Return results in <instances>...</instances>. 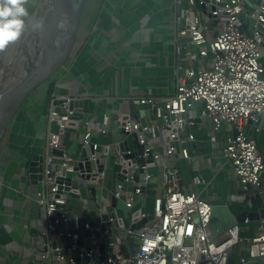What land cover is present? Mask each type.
Returning <instances> with one entry per match:
<instances>
[{
	"label": "built area",
	"instance_id": "2783aa9c",
	"mask_svg": "<svg viewBox=\"0 0 264 264\" xmlns=\"http://www.w3.org/2000/svg\"><path fill=\"white\" fill-rule=\"evenodd\" d=\"M203 6L208 8L205 13ZM175 8L173 93L163 98L130 97L129 104L141 107L144 115L126 111L114 116L126 137L116 147L104 142L112 131L113 112L103 111L98 122L85 117V109L83 118L74 117L73 101H96L97 96L71 94L60 88L49 95V133L40 152L43 163L38 191L45 224L37 235L44 237L47 250L39 251L31 245L32 201L24 168L16 174L20 185L10 197L8 193L4 197L9 217L26 220L20 243L29 252L31 264H91L94 251L101 254L99 249L92 248V242L85 244L89 249L81 263L71 257L79 238V218L89 221L94 212L97 216L108 214L113 198L117 205L113 207L115 217L109 218V222L117 240L109 243L110 254L107 250L102 253L105 260L101 264H232L234 256L239 264H264V215L261 226L255 228L257 233L251 237L242 233L249 229V218L245 227L236 221L223 229L214 226L215 206L190 184H184L186 172L177 167L182 161L190 163L194 159L187 144V139H193H184L181 134L188 128V118L201 117L203 122L198 126L207 129L215 151L231 168L240 190L234 199L244 206V211H251L255 207L252 199L264 192V159L252 134L264 129L260 125L264 116V0H175ZM244 19L253 22L245 27ZM196 103L202 105L201 111L194 107ZM234 129L235 136L225 146L222 136ZM217 131L224 134L217 135ZM67 139L75 141L76 157L68 154ZM129 139L134 149L130 148ZM135 140L141 150L136 148ZM83 152L85 158H81ZM133 155L136 157L130 158ZM13 157L14 154L7 153L4 163ZM131 167L138 171L137 180L129 173ZM151 168L153 173L149 172ZM120 174L124 178H119ZM3 179L0 176V194ZM128 184L132 185V192L126 189ZM191 184L207 183L198 174ZM81 188L86 190L85 195ZM149 191L156 193L151 211L145 204ZM20 193L25 194L26 200L17 207L15 196ZM73 197L80 201L81 208ZM120 203L123 208H119ZM18 208L20 214L14 212ZM148 216L152 219L138 231H130L132 224ZM89 229L92 230L91 225L86 223V230ZM64 234L71 236L72 247L53 249L52 241L60 240ZM129 234L136 237L138 247L134 255L125 259L121 245H128ZM102 237L107 238V232ZM90 238L97 236L91 234Z\"/></svg>",
	"mask_w": 264,
	"mask_h": 264
},
{
	"label": "crops",
	"instance_id": "0c3cea01",
	"mask_svg": "<svg viewBox=\"0 0 264 264\" xmlns=\"http://www.w3.org/2000/svg\"><path fill=\"white\" fill-rule=\"evenodd\" d=\"M87 5L81 35L79 34L77 54L69 60L66 69L62 68L58 77H55L58 89L63 92L88 93L98 97L96 101L85 102V112L87 104L90 107L85 114L88 119L93 118L98 122L103 111L113 112L112 131L104 142L116 147V144L123 142L126 137L118 129L114 116L126 111L144 115L141 107L129 104L130 97L152 95L163 98L173 93L176 78L173 42L176 27L175 0H93ZM46 97L44 112L38 119L37 128L30 122L28 116L21 114L10 129L9 148L12 150L5 152L0 149V156L3 153L5 157L7 153L10 156L14 154L12 161L8 159L9 164L4 163L5 159L0 163V171L5 170L0 172L4 180L13 161L19 159L17 161L20 164L25 163L36 153L42 152L45 147L49 133L47 122L49 95ZM30 106L32 108V105ZM260 125L264 127V116ZM189 130L193 132L188 138L193 140L187 139V144L194 159L190 163L187 161L180 163L182 170L186 172L183 176L184 184H190L196 193L201 194L215 206L214 226L226 228L233 222H238V214L244 211V206L234 199L240 193L236 178L229 165L218 155L209 141L207 129L201 126ZM198 130L204 131L205 136L195 135ZM252 134L264 159V129ZM69 141L74 140L67 139L66 143ZM128 142L130 148L134 149L132 140L129 139ZM73 143L72 150L76 152L77 146L75 141ZM226 170L231 172L230 180L225 179ZM16 174L12 176L13 179L16 178ZM198 174L203 175L206 185L191 184L193 177ZM12 178L5 191L9 197L14 193L12 192L14 188L18 187L13 186ZM229 189H234L237 193L234 194ZM258 196L262 200L261 193ZM17 203V207H20L21 202ZM256 203L252 211L263 209V201ZM18 210L15 209L14 212ZM9 214L8 209L5 213H0L2 264H31L29 252L23 249L20 243L23 226L19 230L17 220L8 217ZM252 228L249 226V229H245L244 235L249 234ZM232 264H239L236 256Z\"/></svg>",
	"mask_w": 264,
	"mask_h": 264
},
{
	"label": "water",
	"instance_id": "95a60500",
	"mask_svg": "<svg viewBox=\"0 0 264 264\" xmlns=\"http://www.w3.org/2000/svg\"><path fill=\"white\" fill-rule=\"evenodd\" d=\"M90 0H40L37 8H41V5L45 3L47 5L48 15H52L54 18V24L52 29L47 32V34H53L55 31L59 33L58 42L56 45H50L48 38H43L42 44L40 47L41 50L36 58L30 60L28 63L20 64L19 66L9 67L6 72L0 74V147L3 150L10 149L6 146H3L4 139L8 138L10 129L12 128L15 120L19 114L23 113V106L28 101L29 96L34 93V90L39 86L47 83L50 79L58 75L59 71L67 65L69 60L76 56L77 50L79 47L78 39L83 24V18L86 14V6ZM209 1V0H204ZM213 2L215 0H212ZM49 2V3H48ZM203 12L205 13L208 8L203 6ZM253 22L251 19H244V26L248 27L249 23ZM51 26V25H50ZM51 28V27H50ZM184 65V62L181 64ZM6 84V85H5ZM84 107L85 101L75 100L71 104V108H76L75 118H83L84 116ZM194 107H197L199 111L202 110V105L196 103ZM143 114V113H142ZM194 121V124L190 122ZM203 122L201 117H196L195 119H187V127L189 129H198V124ZM223 127H221V130ZM237 130L234 129L230 132H226L223 136L225 146H229V140L233 139ZM217 141H220V138L216 137ZM136 148L142 149V147L134 141ZM57 153V152H56ZM85 152L82 153L81 158H85ZM136 157V155L131 156L130 158ZM150 161V159H149ZM42 163L43 155L41 153H36L31 159H27L24 169L27 172V177L29 180L28 186V196L30 197L31 204V214H30V232L33 235L31 240V245L34 249L39 251L47 250V247H44V237L37 236L39 232L44 230V222L41 219V207L39 205V182L42 179ZM89 164V161L87 162ZM138 163V161H137ZM77 169V165H76ZM129 173L138 179V171L131 167L129 168ZM153 168L149 170L150 173H153ZM64 174H66L65 169H63ZM119 178H124V175L120 174ZM118 182H121L119 179ZM62 188V187H60ZM68 188L66 187V190ZM126 189L129 192L133 191L132 185H126ZM93 195V200H96L95 189L91 190ZM75 196V195H72ZM263 196V197H262ZM77 197V196H75ZM260 196H257L255 199H252L253 206H256V202H264V192ZM117 205L116 198H113L112 206L108 208V214L102 216H95L89 221L86 218H79V229L78 234L79 238L76 241V248L71 252V257L77 262H82V256L88 251V247L85 244L92 242V248L99 249L101 254L99 255L94 251L91 264H101L105 258L104 253L108 251L110 254L112 249L109 243H114L117 240L115 232H113L112 225L109 222V218H114L113 207ZM89 207L92 209V200L89 201ZM77 213V211H75ZM264 215L263 209L258 210H245L238 214L237 221L239 223H245L246 219L249 218V226L253 228H258L261 226L260 219ZM152 219L151 216H148L147 219L139 221V223L132 224L130 226L131 232H136L141 228L144 223ZM86 223L91 225V229L86 230ZM100 228V229H99ZM108 237H102L103 233H106ZM91 234H95L97 238H90ZM127 243L121 245V252L124 255V258L127 259L131 255H134L136 252V237L132 234L127 235ZM71 236L64 234L60 240L52 241L51 246L53 249H69L72 246L70 242ZM64 252H62L63 254ZM103 253V254H102ZM58 254V253H57Z\"/></svg>",
	"mask_w": 264,
	"mask_h": 264
},
{
	"label": "rangeland",
	"instance_id": "374dc122",
	"mask_svg": "<svg viewBox=\"0 0 264 264\" xmlns=\"http://www.w3.org/2000/svg\"><path fill=\"white\" fill-rule=\"evenodd\" d=\"M92 1L93 0H90L89 3H91ZM39 2H40V0H32L31 5L29 6L30 15L33 13V11L35 10V8L38 6ZM86 9H88V5L86 6ZM192 11H193V9H192ZM67 65H65L63 68L66 69ZM54 79L55 78H52L47 83H45V84L39 86L38 88H36L34 90V93H32L29 96L28 101L25 103V105L22 108L23 113L30 118V122L33 123L36 128H37V126L39 124L38 119H39V117L42 116V114L44 112L45 99L47 98L46 96L51 95L53 92H55L58 89L57 81L55 82ZM52 85L54 86L53 88H52ZM27 105H28V107H27ZM30 105H32V108H31ZM89 108L90 107L87 104V106H86V112H88V109ZM19 115H21V114H19ZM226 127L228 128V126H226ZM191 132H193V131H190L189 128H187L185 130V132H183L181 134L182 135V138L185 139V137H189V135L191 134ZM199 134H202V137L205 136L204 135V131L198 130V132L195 135H199ZM223 134H224V132L217 131V135H223ZM73 142L74 141L67 142L66 143V146H67V149H68V154H70L71 156L76 157L77 156L76 155V152H73V150H72V148L74 146V143ZM3 146H6V147L9 148V136H8V138L4 139ZM0 149H2V147H0ZM9 151H11V150H9ZM3 154H2V156H0V158H1L0 163L6 158L5 157V154L4 155ZM17 160H19V159H16L15 161H13L12 164L9 166V169L7 170V174L5 175V178L6 179L5 180L3 179V190H2L3 193H2V198H1V194H0V202H1L0 203V213H2V214L5 213L6 210L8 209L7 206L5 205V198L4 197L6 196L5 191L7 190V187L9 186L10 180H11L12 176L14 175V173L16 174V173L22 171V169L24 168L25 163H26V162L25 163L22 162L20 164V162H18ZM177 167L182 172L181 165L178 164ZM115 169L117 171L118 170V167H116ZM4 171L5 170L0 171V172L2 173ZM22 172L27 173L25 171V169H23ZM0 176H2V175H0ZM2 177L4 178V176H2ZM225 179L226 180H230L231 179V172L229 170H226ZM12 180H13V182L12 181L11 182L13 183V186H15V187L16 186H19L20 181L17 178H15V179L12 178ZM150 186H154V184H152ZM81 190H82V195H85L86 194V190L84 188H81ZM230 192H233L234 194L237 193V191H235L234 189H231ZM149 193L150 194H149L148 198H146V200H145V204L148 207V211H151L152 204H153V198H154L155 193L153 191H149ZM15 198H16V201L22 202V203L26 200L25 194H23V193H20L19 195H16ZM71 199L74 200L75 202H78L79 203V208H81L80 201L78 199H76L74 197L71 198ZM123 207H124V204L123 203H120L119 204V208H123ZM16 212L18 214H20V210H18ZM96 215H97V212H94L93 215L90 218L93 219ZM0 217L2 218V216H0ZM17 223L19 224V230L22 229V226L25 227V224H27L26 223V220L21 221L20 218H18ZM241 226L245 227V225L243 223H241ZM244 232H245V229L242 231V233L244 234ZM256 233H257V229L252 228L251 232L249 234H246V235H248L249 237H251V236H253ZM235 253H236V250H235ZM68 255L70 256V254H68ZM0 256H1V252H0ZM2 262H3V260L0 259V264H2Z\"/></svg>",
	"mask_w": 264,
	"mask_h": 264
},
{
	"label": "bare ground",
	"instance_id": "6f19581e",
	"mask_svg": "<svg viewBox=\"0 0 264 264\" xmlns=\"http://www.w3.org/2000/svg\"><path fill=\"white\" fill-rule=\"evenodd\" d=\"M47 5L43 3L41 8H35L31 14L32 19L28 22L22 38L8 47L3 53H0V74L6 72L9 67L25 64L33 60V58H36L42 48L40 46L43 38L51 39L49 40L50 45L54 46L57 44L59 33L55 31L52 35L47 34L54 24V17L47 13ZM37 21L43 22V29L33 31V24Z\"/></svg>",
	"mask_w": 264,
	"mask_h": 264
},
{
	"label": "clouds",
	"instance_id": "9594fccd",
	"mask_svg": "<svg viewBox=\"0 0 264 264\" xmlns=\"http://www.w3.org/2000/svg\"><path fill=\"white\" fill-rule=\"evenodd\" d=\"M32 0H0V53L18 42L32 19L29 6ZM43 29V22L33 24V31Z\"/></svg>",
	"mask_w": 264,
	"mask_h": 264
},
{
	"label": "trees",
	"instance_id": "16d2710c",
	"mask_svg": "<svg viewBox=\"0 0 264 264\" xmlns=\"http://www.w3.org/2000/svg\"><path fill=\"white\" fill-rule=\"evenodd\" d=\"M56 77H58V76L56 75ZM56 77H55V79H54L55 82H56V80H57ZM53 87H54V86L52 85V88H53ZM2 193H3V191H2ZM2 193H1V198H2ZM0 203H1V202H0Z\"/></svg>",
	"mask_w": 264,
	"mask_h": 264
}]
</instances>
